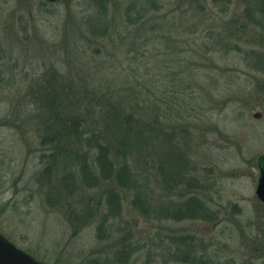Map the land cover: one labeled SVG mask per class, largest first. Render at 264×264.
<instances>
[{"label":"rangeland","instance_id":"obj_1","mask_svg":"<svg viewBox=\"0 0 264 264\" xmlns=\"http://www.w3.org/2000/svg\"><path fill=\"white\" fill-rule=\"evenodd\" d=\"M106 2L0 0V233L43 264H264V0ZM54 79L79 109L101 82L134 86L148 115L160 105L137 186H88L97 152L43 139Z\"/></svg>","mask_w":264,"mask_h":264},{"label":"trees","instance_id":"obj_2","mask_svg":"<svg viewBox=\"0 0 264 264\" xmlns=\"http://www.w3.org/2000/svg\"><path fill=\"white\" fill-rule=\"evenodd\" d=\"M107 5L106 0H100L99 13L101 15L106 14L104 10ZM128 8L130 9V6ZM138 8L144 12V7L139 5ZM129 9L121 14L118 22L115 21L114 17L110 20L99 18L101 25H106L99 33H103L108 26L116 23H130L132 16H130ZM133 16L138 18L140 13L136 11ZM99 27L98 25L94 29L97 30ZM104 38L105 35L101 36V39ZM106 75L100 74L98 77H103L101 80L104 82L108 80ZM125 79L123 78L122 82ZM143 80H136L135 85L143 86ZM103 82L100 83L102 89H98L99 91L85 90L84 93L80 92V109L69 93L58 92L60 84L55 79L46 82L42 91L44 95L40 98L43 103L57 107V109L52 108V112L49 111L47 116L42 119L47 123L43 126L44 132L42 134L45 136L43 139H48V145L52 144L59 147L65 138H78L80 136V145L84 147L85 151L97 152L95 160L96 168L99 169L97 175H94L88 165L83 163L81 166V177L88 186H93L98 181V175L102 176L103 179L116 175L120 185L135 187L141 181L142 163L146 164L143 161L146 158L147 143L155 142L161 137V131L158 130L160 105L152 104L149 110L150 115H148L142 93L138 89H134V86L132 88L111 89L109 88L110 84L102 87ZM161 100L162 98L159 97V101ZM154 103L156 102L154 101ZM164 108H167L165 102H163L161 109L164 111ZM110 153L124 159L123 163L117 165L116 172H113L114 164L109 160ZM165 177L167 184L172 185L173 173L171 170L166 173ZM167 179L171 180L168 181ZM111 198L115 197L111 195ZM157 210L160 211V207H157ZM184 212L187 213L188 217L196 219L203 210L200 205L189 204Z\"/></svg>","mask_w":264,"mask_h":264},{"label":"water","instance_id":"obj_3","mask_svg":"<svg viewBox=\"0 0 264 264\" xmlns=\"http://www.w3.org/2000/svg\"><path fill=\"white\" fill-rule=\"evenodd\" d=\"M54 2L56 0H45ZM254 117H260V113H255ZM259 177L256 184L255 194L264 203V156L258 159ZM0 264H43L33 258L24 250L15 246L10 240L0 233Z\"/></svg>","mask_w":264,"mask_h":264}]
</instances>
